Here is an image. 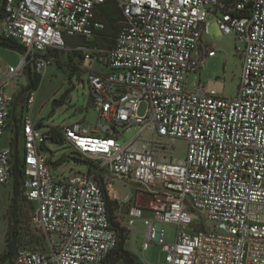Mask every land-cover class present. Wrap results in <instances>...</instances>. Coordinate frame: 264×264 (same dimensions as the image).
<instances>
[{
	"label": "built area",
	"instance_id": "obj_1",
	"mask_svg": "<svg viewBox=\"0 0 264 264\" xmlns=\"http://www.w3.org/2000/svg\"><path fill=\"white\" fill-rule=\"evenodd\" d=\"M2 1L0 36L24 52L19 66L0 61V197L14 182L8 87L29 70L44 77L55 53H80L77 87L89 88L99 118L98 134L79 122L43 126L32 116L37 91L28 92L19 120L23 192L48 250H19L14 263H102L118 244L111 184L106 196L97 181L110 176L151 198L126 207L134 194L113 215L132 231L143 226V253L160 245L165 264H264V0ZM106 3L124 19L110 50L88 44L105 29L96 12ZM211 21L241 54L234 97L187 83L217 54L203 43ZM77 41L85 43L69 47ZM131 128L137 134L122 143ZM55 131L87 171L53 172ZM177 139L187 143L183 161L152 146ZM164 225L176 227L172 244Z\"/></svg>",
	"mask_w": 264,
	"mask_h": 264
},
{
	"label": "rangeland",
	"instance_id": "obj_2",
	"mask_svg": "<svg viewBox=\"0 0 264 264\" xmlns=\"http://www.w3.org/2000/svg\"><path fill=\"white\" fill-rule=\"evenodd\" d=\"M3 1L0 0V13ZM124 21H121V26ZM207 36L210 41L215 42L224 39L221 49H216V56L208 60V64L203 68L200 75L202 85H206L208 81H221L224 85L222 94L226 97H233L238 88L239 77L242 67L241 54L237 49L233 37L224 36L215 21H211L207 29ZM3 39L0 36V41ZM106 33H99L95 39L88 44L92 47L106 50ZM85 41H77L69 43V47L73 48L76 44ZM241 47L242 45L239 44ZM22 55L17 52L0 46V61L6 65L19 66ZM82 55L75 51L57 52L54 54V62L46 72L45 76H38L31 71L26 73V78L21 79L17 87H8V93L13 95V105L11 108V116L9 119V136L12 138V143L15 139L18 140V153L21 158L22 154V137L20 135V116L25 105L26 98L30 89V81H37L39 78V92L37 91L36 104L33 110L34 120L43 126L58 128L61 131L63 125H71L74 123H82L89 127L92 134H98V128L94 125L99 122L97 113L93 109V98L89 95V88L83 87L78 83L85 80V75L81 71ZM82 74V75H81ZM30 76V77H29ZM189 88L198 84L196 74L189 75L187 79ZM62 100L64 105L60 106L58 102ZM108 123V122H106ZM120 135V132L117 131ZM137 134L135 128L125 131L121 134V142L130 141ZM8 136V134H7ZM6 136V138H7ZM58 144L51 145L50 149L54 152V156L58 159L52 167L53 172L65 170V175L70 176L76 171L85 172L89 168L90 163L87 160H82L73 154L72 150L64 145L63 137ZM13 146V144H12ZM162 154H167L166 158L178 161H183L186 157L187 143L184 140H165L153 143ZM14 153V148H13ZM60 159V160H59ZM77 159V160H75ZM62 166L60 167V164ZM99 184H111L109 201L116 204L113 205L112 215L120 208V201L128 197H132L126 207L139 204L144 205L151 198L148 196H138L139 189L136 185L129 182H122L110 176L97 178ZM13 197V185L4 190L0 197V259H2L9 251V243L13 240L11 236L8 240L9 233L12 230L10 215L13 210H10ZM17 203V219H18V234L15 252L19 250H37L47 251V242L41 236L39 230L32 223V215L34 206L30 204L24 196V192L18 197ZM124 211V209L122 210ZM111 216V215H110ZM118 223L126 231L127 242L126 249L129 250L141 264H165L166 253L162 246L152 245L146 252L141 250L143 243V226L136 224L134 231L126 227L125 221ZM165 241L172 244L175 241L176 227L174 225H164ZM12 233V232H11ZM136 253V254H135ZM139 257H138V256ZM13 263V261H12ZM8 264V260L6 261Z\"/></svg>",
	"mask_w": 264,
	"mask_h": 264
},
{
	"label": "trees",
	"instance_id": "obj_3",
	"mask_svg": "<svg viewBox=\"0 0 264 264\" xmlns=\"http://www.w3.org/2000/svg\"><path fill=\"white\" fill-rule=\"evenodd\" d=\"M3 9L1 8L0 13V19L3 16L2 13ZM97 19L103 22L105 25V29L102 31V33H106V50H110L113 48L115 39L117 38V35L121 29V21L123 19V14L121 10L114 4V3H106L105 5L98 8L96 12ZM0 46L4 48H8L13 51H17L20 54H23L24 49L21 45L16 43L15 41L11 39H1ZM30 73V70H29ZM30 77V76H29ZM30 89L32 90H38L39 88V78L37 81H30ZM60 106H63L64 103L62 100L58 102ZM56 137L55 142L60 144L61 142V134L58 131H55ZM13 144L14 148V182H13V197H12V205L10 210H13V214L10 215V222L12 223V230L10 231V235L8 237V240L10 237H13V240L8 242L9 243V251L7 254L0 259V264H6V261L8 260V264H15V257L17 253L15 252V245L17 243V234H18V219H17V203H18V197L22 193L23 190V173H22V165H21V158L19 157L18 153V140L15 139ZM77 160V159H75ZM104 192L107 196V191L105 189V186L103 185ZM26 199V198H25ZM109 211H110V222L114 230H116L118 235V244L116 248L107 256V258L102 261L100 264H141L139 261H137L136 257L126 249V242H127V235L126 231L121 225L114 220L113 213H112V206L116 203L113 201H109ZM12 232V233H11ZM13 261V263H12Z\"/></svg>",
	"mask_w": 264,
	"mask_h": 264
},
{
	"label": "crops",
	"instance_id": "obj_4",
	"mask_svg": "<svg viewBox=\"0 0 264 264\" xmlns=\"http://www.w3.org/2000/svg\"><path fill=\"white\" fill-rule=\"evenodd\" d=\"M208 29V28H207ZM208 34H207V30H206V32L204 33V35H203V43L205 44V45H207L208 46V49L209 50H216V49H221V47H222V41L224 40V39H221V40H219V41H215V42H212V41H210V39H209V37H206ZM234 41H235V39H234ZM235 43H236V41H235ZM236 46H237V43H236ZM216 48V49H215ZM200 52H202L203 53V50H201ZM212 58H214V57H211V58H208L207 59V64H208V60L209 59H212ZM203 68L204 67H202L200 70H199V72H198V74H197V77H198V82L202 85V81L200 80V75H201V72L203 71ZM207 90H211V89H213V90H215L216 91V93L218 94V95H220V96H223V97H226V96H224L223 94H222V91H223V88H224V85H223V83L221 82V81H217V80H215L214 82L213 81H208L207 82V84L206 85H203ZM38 92H39V90H38ZM235 96V95H234ZM233 96V97H234ZM172 141V140H171ZM55 163H53V165H54ZM62 166V163L60 164V167ZM59 170H64V169H62V168H59ZM65 171V170H64ZM60 171H57V172H55V173H59ZM136 254V253H135ZM138 256V255H137ZM139 257V256H138Z\"/></svg>",
	"mask_w": 264,
	"mask_h": 264
}]
</instances>
